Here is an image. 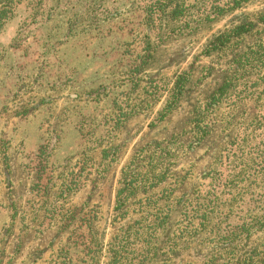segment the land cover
<instances>
[{"label": "rangeland", "instance_id": "obj_1", "mask_svg": "<svg viewBox=\"0 0 264 264\" xmlns=\"http://www.w3.org/2000/svg\"><path fill=\"white\" fill-rule=\"evenodd\" d=\"M140 3L10 0L0 25V113L55 103L59 110L41 113L50 138L44 155L59 153L63 162L42 174L14 168L11 198L0 191V264H106L111 237L141 217L132 205L152 193L151 207L170 206L163 248L179 202L218 167L236 132L264 112V0L179 33H170L179 24L166 17L159 34L147 28ZM184 73L181 96L166 112ZM7 177L0 173V183ZM130 180L133 211L124 217L115 201ZM204 237L153 262L203 264L219 256L223 249ZM259 240L253 235L240 252Z\"/></svg>", "mask_w": 264, "mask_h": 264}, {"label": "trees", "instance_id": "obj_2", "mask_svg": "<svg viewBox=\"0 0 264 264\" xmlns=\"http://www.w3.org/2000/svg\"><path fill=\"white\" fill-rule=\"evenodd\" d=\"M246 1L140 0V9L147 28L156 34L166 17L179 24L170 33H179L193 23L208 22L233 11ZM8 4L10 0L0 8V25L10 17ZM235 29L241 31L244 27ZM185 77L186 73L177 76L166 112L180 98ZM235 141L218 160V167L202 177L193 195L179 202L180 214L166 246L160 248L158 240L167 229L170 206L151 207L149 200L156 196L152 193L132 205L138 206L137 212H143L141 217L111 237L106 264H167L153 261L180 244H188L203 232L204 243L223 249L219 256L213 254L203 264H264V112L237 131ZM132 181L116 195L115 209L124 206V217L133 208L126 206ZM257 233H260L258 244L240 252L244 243Z\"/></svg>", "mask_w": 264, "mask_h": 264}, {"label": "crops", "instance_id": "obj_3", "mask_svg": "<svg viewBox=\"0 0 264 264\" xmlns=\"http://www.w3.org/2000/svg\"><path fill=\"white\" fill-rule=\"evenodd\" d=\"M10 90L11 88L8 89L6 93ZM47 95H53V92L47 91ZM28 105L29 104L26 103L23 106V110ZM47 105L46 108L43 105V109H40L38 112L36 110L33 111V113L20 114L19 116L17 113L12 112L11 109L7 112L0 113V145L3 143V147L6 150V152L3 153L1 150L2 146L0 147V173L9 175L4 182L0 183V191H8V198H11L10 191L15 188L16 180L13 178V174L17 173V171L14 170L15 167H19L23 175L34 173L42 174L52 169L53 166H59L63 162L59 153L52 155L47 153V155H44V151L50 146V138L43 135L46 128L42 126L41 113L44 112V108L46 111H50L48 113L59 110L56 108L55 103H47ZM48 113H45V116H48ZM50 115L51 114H49V116ZM18 120L20 123L16 125L15 122ZM56 142L57 145L63 144V138H56ZM36 160L37 163H40L39 168H34V170H32L31 166ZM21 180L24 182L23 189L27 190L29 183L27 177L24 176ZM0 202H2V200H0ZM4 203L9 204L8 206L11 205L10 201L7 202L5 199ZM4 210V208L0 207L2 213ZM39 227L40 224L37 225V228Z\"/></svg>", "mask_w": 264, "mask_h": 264}]
</instances>
